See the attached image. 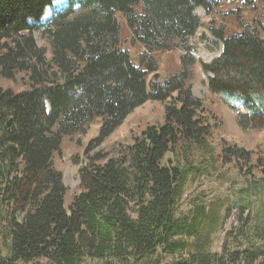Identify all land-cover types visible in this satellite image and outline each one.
I'll list each match as a JSON object with an SVG mask.
<instances>
[{"label":"trees","instance_id":"16d2710c","mask_svg":"<svg viewBox=\"0 0 264 264\" xmlns=\"http://www.w3.org/2000/svg\"><path fill=\"white\" fill-rule=\"evenodd\" d=\"M221 1L69 0L42 25L54 0H0L1 75L13 80L24 73L28 83L21 93L0 89V264H83L87 258L98 264H152L156 258L161 264L164 256L174 257L172 264H264L260 246L206 250L210 230L197 236L206 215L191 227L177 216L187 171L167 161L182 140L201 145L212 134L198 116L203 104L186 83L196 62L191 39L202 26L197 10L209 15ZM120 14L132 42L145 48L138 65L123 48ZM36 32L48 41L51 59ZM209 32L222 44L216 58L201 63L209 91L241 99L247 109L238 112L241 128L264 129V40L252 29L231 37L223 28ZM174 49L182 53V70L165 83L149 82L157 72L153 54ZM148 101L165 104L164 123L103 154L106 139ZM95 120L100 132L86 148L81 191L69 213L53 158L64 137L84 133ZM224 153L226 165L250 175V151L235 145ZM192 234L197 238L189 246Z\"/></svg>","mask_w":264,"mask_h":264},{"label":"rangeland","instance_id":"374dc122","mask_svg":"<svg viewBox=\"0 0 264 264\" xmlns=\"http://www.w3.org/2000/svg\"><path fill=\"white\" fill-rule=\"evenodd\" d=\"M222 1L216 11L209 15L203 13V9L198 11L202 26L191 39L196 47L193 52L196 62L189 71L190 80L186 83L191 87L194 98L203 104L205 111H200L198 116L206 126L212 128V134L201 145L192 144L189 147L182 140L175 158H167V161L179 163L188 175L177 203V216L188 221L191 227L198 215H206V219L201 218L203 226H200L197 236L203 237L210 230L211 235L204 247L212 254H222L224 249L234 252L258 246L264 248V162L262 166H256L258 159L264 160V129L241 128L238 124V112H247L241 99H235L233 95L221 97L211 93L208 77L201 68V63H209L222 51V44L214 40L209 32L210 28H223L229 36L241 35L246 29H252L264 40V13L257 5L247 4L245 0L243 3ZM68 2L69 0H54L52 7L48 9V18L43 19L40 24L48 25L52 17L62 11ZM118 17L122 26L123 48L130 51L132 61L138 65L144 47L132 42V32L123 15ZM35 39L40 47L47 50V58L51 59L52 51L48 41L40 32L35 33ZM154 57L157 60V72L148 76L149 82L165 83L183 68L182 53L178 49L156 52ZM0 89L24 92L28 89L27 77L24 73H17L13 80H7L2 77L0 70ZM164 112L165 104L160 102L148 101L137 108L106 139L101 149L103 154L111 156L116 150L133 144L148 127L163 124ZM100 127V120H95L84 133L64 137L60 151L54 155L53 166L62 174L67 189L65 205L69 213L74 197L81 191L80 169L85 164L86 148L93 138L98 137ZM235 145L252 153L253 170L250 175L240 172L238 164H225L224 149ZM93 155L90 154L89 157ZM3 223L4 221L1 222L2 227ZM2 235L0 228V238ZM193 235L189 237V246L197 238L196 234ZM176 258L180 257L177 255ZM156 260L153 259L152 264H156ZM160 261L161 264H172L174 257L164 256ZM30 264L52 262L40 259ZM83 264L98 263L87 258ZM240 264H244V261Z\"/></svg>","mask_w":264,"mask_h":264},{"label":"crops","instance_id":"0c3cea01","mask_svg":"<svg viewBox=\"0 0 264 264\" xmlns=\"http://www.w3.org/2000/svg\"><path fill=\"white\" fill-rule=\"evenodd\" d=\"M252 1V3H251V5H257L258 7H259V9L264 13V5L261 3V2H259L258 0H251ZM222 2H227V3H230V2H235V3H243V0H242V2L240 1V0H223ZM225 4V3H224ZM220 5V4H219ZM219 7V6H218ZM217 7V8H218ZM216 8V9H217ZM216 9H215V11H216ZM198 11H199V9L197 10V14H198ZM203 11V10H202ZM203 13H204V11H203ZM202 23V22H201ZM225 30V29H224ZM227 33L228 32H226L225 31V34H226V36H228V37H231V36H229V35H227ZM242 34V33H241ZM236 35H240V34H236ZM261 38V37H260ZM262 39V38H261ZM263 40V39H262ZM144 50H145V48H144ZM136 64V63H135Z\"/></svg>","mask_w":264,"mask_h":264},{"label":"bare ground","instance_id":"6f19581e","mask_svg":"<svg viewBox=\"0 0 264 264\" xmlns=\"http://www.w3.org/2000/svg\"><path fill=\"white\" fill-rule=\"evenodd\" d=\"M48 14H49V13L47 12V14H46L45 17H44V20L48 18Z\"/></svg>","mask_w":264,"mask_h":264}]
</instances>
